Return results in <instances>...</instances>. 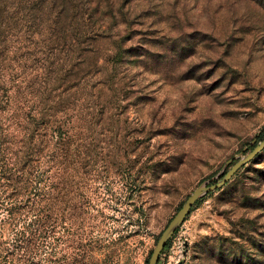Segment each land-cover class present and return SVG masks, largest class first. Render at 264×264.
Returning a JSON list of instances; mask_svg holds the SVG:
<instances>
[{
    "label": "rangeland",
    "instance_id": "rangeland-1",
    "mask_svg": "<svg viewBox=\"0 0 264 264\" xmlns=\"http://www.w3.org/2000/svg\"><path fill=\"white\" fill-rule=\"evenodd\" d=\"M263 132L264 0H0V264H148ZM201 199L159 261L264 264V150Z\"/></svg>",
    "mask_w": 264,
    "mask_h": 264
},
{
    "label": "water",
    "instance_id": "water-1",
    "mask_svg": "<svg viewBox=\"0 0 264 264\" xmlns=\"http://www.w3.org/2000/svg\"><path fill=\"white\" fill-rule=\"evenodd\" d=\"M263 150L264 140L260 142L256 147H254L248 154L244 156H238L237 162L229 170L222 171L220 175H218L215 179H212L196 187L182 204L175 216L171 219L165 230L162 232L150 255L148 264H162L159 261V255L164 250L168 241L172 238L177 228L189 215L191 208L198 199L225 186L239 169L250 163Z\"/></svg>",
    "mask_w": 264,
    "mask_h": 264
},
{
    "label": "trees",
    "instance_id": "trees-1",
    "mask_svg": "<svg viewBox=\"0 0 264 264\" xmlns=\"http://www.w3.org/2000/svg\"><path fill=\"white\" fill-rule=\"evenodd\" d=\"M262 135H264V132L262 133ZM262 135H261V136H262ZM261 136H260V137H261ZM260 137H259V138H260ZM262 138H264V137H261V140H262ZM259 141H260V140H259ZM259 154H260V153H259ZM259 154H258V155H259ZM258 155H257L256 157H258ZM256 157L251 161V163L256 159ZM244 167H245V166H244ZM244 167H242L241 169H239V170L234 174L233 177H235V176L239 173V171L242 170ZM233 177H232V178H233ZM232 178H231V179H232ZM202 200H203V199L198 200V201L193 205V207L191 208V211H193V210L197 207V205H198ZM168 245H169V244H168ZM163 252H164V251H163ZM163 252H162V253H163Z\"/></svg>",
    "mask_w": 264,
    "mask_h": 264
}]
</instances>
